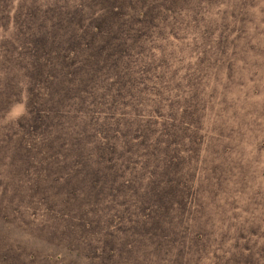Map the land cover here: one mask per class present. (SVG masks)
Listing matches in <instances>:
<instances>
[{"label":"rangeland","instance_id":"1","mask_svg":"<svg viewBox=\"0 0 264 264\" xmlns=\"http://www.w3.org/2000/svg\"><path fill=\"white\" fill-rule=\"evenodd\" d=\"M52 1L0 0V264H264V0H131L68 89Z\"/></svg>","mask_w":264,"mask_h":264},{"label":"trees","instance_id":"2","mask_svg":"<svg viewBox=\"0 0 264 264\" xmlns=\"http://www.w3.org/2000/svg\"><path fill=\"white\" fill-rule=\"evenodd\" d=\"M89 1L90 4H88ZM130 1L131 0H117V2L116 0H88V2L87 0H57V2L52 1L53 5L56 8V12L60 16L59 25L62 29V35H60V53L58 52V55L61 61L60 77L63 88L68 89L70 87L69 85H67L68 83L73 82L75 79H79L81 77L83 78V75L89 70V68L92 69V67L98 62V58L92 56L90 53H87L85 51L86 49L92 51L93 54H96L97 56H99V58L104 55H102V53L103 50H105V47L98 46L100 36L107 40L108 37L114 36L112 31L117 32L116 28L114 29L113 25H110L111 29H107L105 22L110 23L112 22V20H115L116 17H118L119 19L122 18L124 16L122 12L123 8L128 13V8L132 7V4H129ZM138 3H141V1H136L135 5ZM119 4L122 5V7H119ZM142 12L143 11H140L138 14L141 16ZM75 14L77 15L76 19ZM85 18H87L86 22ZM70 28H72V30H70ZM122 38L123 35L120 38L121 41ZM34 44L35 46L40 47H42L43 45V43L39 44L36 40ZM115 45L116 44L113 45L114 48L116 47ZM113 53L118 54L117 51H114ZM43 54L56 55V53L48 51ZM43 61L45 62V58L40 59V57H38V53H35L33 55V62L37 64H43ZM46 61H48L47 58ZM81 61L84 66L83 71ZM36 72L39 74V70H37ZM41 76L47 78L45 75L41 74ZM57 77H59L57 74L55 76L53 74L50 78V81H53V78L56 79ZM39 83L40 81L37 82V84ZM109 86H99L102 87L99 90L101 98H98L96 104L94 102L96 107L94 116L96 119H104L102 110L106 108V104L108 105L107 102L110 101L109 98L112 91ZM86 89L90 90V86H87ZM92 121L95 122V120ZM108 133L109 132H107V130H104L100 134L105 137ZM112 145L111 143H105L96 147V149L94 150L96 151V153L106 158L107 162L109 163L111 160H114V158H112ZM62 157L64 160L66 159V157H69L74 164L81 163L79 154H75L73 153V151H71L70 155H63ZM94 181L100 182L102 180L99 179ZM100 185H98L97 188L103 189L104 185ZM148 211L149 210H146V212Z\"/></svg>","mask_w":264,"mask_h":264}]
</instances>
